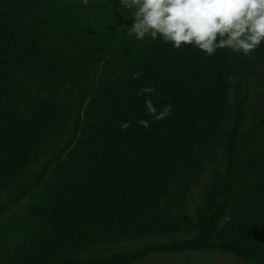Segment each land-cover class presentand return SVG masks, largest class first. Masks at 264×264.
I'll use <instances>...</instances> for the list:
<instances>
[{"label": "trees", "instance_id": "16d2710c", "mask_svg": "<svg viewBox=\"0 0 264 264\" xmlns=\"http://www.w3.org/2000/svg\"><path fill=\"white\" fill-rule=\"evenodd\" d=\"M132 22L120 0H0V264H264V43L208 57ZM149 98L173 111L144 129Z\"/></svg>", "mask_w": 264, "mask_h": 264}, {"label": "clouds", "instance_id": "9594fccd", "mask_svg": "<svg viewBox=\"0 0 264 264\" xmlns=\"http://www.w3.org/2000/svg\"><path fill=\"white\" fill-rule=\"evenodd\" d=\"M84 6L89 0H81ZM125 10H132V24L126 35L137 41L161 39L176 50L191 46L211 57L228 49L245 57L264 43V0H120ZM135 73L133 79H139ZM144 87L138 95L155 93ZM151 121L138 119L148 129L151 123L164 120L173 111L171 105L157 110L152 100L144 101ZM130 122L119 127L126 131Z\"/></svg>", "mask_w": 264, "mask_h": 264}, {"label": "rangeland", "instance_id": "374dc122", "mask_svg": "<svg viewBox=\"0 0 264 264\" xmlns=\"http://www.w3.org/2000/svg\"><path fill=\"white\" fill-rule=\"evenodd\" d=\"M199 192H195L192 197V205L197 206L199 204ZM257 204H262L264 206V201L261 200L256 202ZM190 207L191 213L194 211V207ZM245 216H248L246 214ZM164 238L154 237L146 240H142L138 243H127V246L130 249H135L143 245H153L160 243ZM234 242V244H233ZM232 246L237 249L243 247V243L239 241H233ZM126 246V245H125ZM259 248H264V244L256 243L255 245ZM249 249H254V247H249ZM140 264H248L243 259H240V256L235 252H223L218 250L211 251H200V252H184L180 254H167V255H157L152 256L149 259L143 261Z\"/></svg>", "mask_w": 264, "mask_h": 264}]
</instances>
